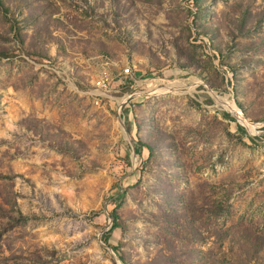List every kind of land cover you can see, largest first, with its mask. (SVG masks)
Wrapping results in <instances>:
<instances>
[{"label":"rangeland","instance_id":"rangeland-1","mask_svg":"<svg viewBox=\"0 0 264 264\" xmlns=\"http://www.w3.org/2000/svg\"><path fill=\"white\" fill-rule=\"evenodd\" d=\"M0 264H264V0H0Z\"/></svg>","mask_w":264,"mask_h":264},{"label":"built area","instance_id":"built-area-1","mask_svg":"<svg viewBox=\"0 0 264 264\" xmlns=\"http://www.w3.org/2000/svg\"><path fill=\"white\" fill-rule=\"evenodd\" d=\"M131 73V67L129 66L126 70V73L123 75L128 76ZM99 81H101V89H95L98 91V94H96L97 101H101L102 96H104L103 92L107 90V87L109 86L108 77L107 74H105L104 78H99Z\"/></svg>","mask_w":264,"mask_h":264},{"label":"trees","instance_id":"trees-1","mask_svg":"<svg viewBox=\"0 0 264 264\" xmlns=\"http://www.w3.org/2000/svg\"><path fill=\"white\" fill-rule=\"evenodd\" d=\"M225 116L228 118V115H225ZM238 129H239V130H242V128H241L240 126H238Z\"/></svg>","mask_w":264,"mask_h":264}]
</instances>
